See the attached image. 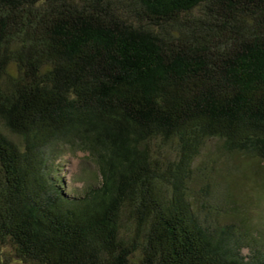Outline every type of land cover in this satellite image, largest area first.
I'll use <instances>...</instances> for the list:
<instances>
[{"label": "trees", "instance_id": "16d2710c", "mask_svg": "<svg viewBox=\"0 0 264 264\" xmlns=\"http://www.w3.org/2000/svg\"><path fill=\"white\" fill-rule=\"evenodd\" d=\"M0 264H264V0H0Z\"/></svg>", "mask_w": 264, "mask_h": 264}, {"label": "rangeland", "instance_id": "374dc122", "mask_svg": "<svg viewBox=\"0 0 264 264\" xmlns=\"http://www.w3.org/2000/svg\"><path fill=\"white\" fill-rule=\"evenodd\" d=\"M64 184L67 194H80L84 191L86 183L98 182L95 177L94 165L86 161L83 152L67 153L58 162V174Z\"/></svg>", "mask_w": 264, "mask_h": 264}]
</instances>
